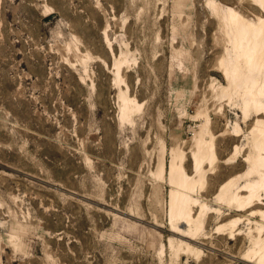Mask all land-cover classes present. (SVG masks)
<instances>
[{"label": "rangeland", "instance_id": "rangeland-1", "mask_svg": "<svg viewBox=\"0 0 264 264\" xmlns=\"http://www.w3.org/2000/svg\"><path fill=\"white\" fill-rule=\"evenodd\" d=\"M262 4L0 0V264H248L260 218L214 196L248 168L255 122L220 63L227 8L256 22ZM205 132L217 157L188 240L170 230L168 170L175 149L196 175ZM239 217L236 238L217 229Z\"/></svg>", "mask_w": 264, "mask_h": 264}, {"label": "bare ground", "instance_id": "bare-ground-1", "mask_svg": "<svg viewBox=\"0 0 264 264\" xmlns=\"http://www.w3.org/2000/svg\"><path fill=\"white\" fill-rule=\"evenodd\" d=\"M256 1L264 3L263 0ZM226 14L224 27L230 45L220 63L228 82L224 91L231 96L242 89L245 118H251L253 114L255 122L251 129L254 153L245 158L248 168L221 184L214 198L236 211L248 212V220L260 218L254 220L257 235L252 232L248 234L252 239V247L241 255L240 260L248 264H264V210L259 208L264 194V19L259 17L254 22L232 8H227ZM117 65V71H120V65ZM123 100L126 112L128 105L138 106L135 97H124ZM203 134L207 133H202L203 137L198 135L192 151L195 176L198 179L186 172L183 166L184 153L175 149L168 170L169 182L173 186L169 196L170 230L188 240H194L205 226L207 205L195 195L204 187L205 165L213 163L217 157L214 136L210 135L211 138L209 136L210 139L206 140ZM254 176H257V181ZM241 180L244 182L240 184ZM195 207L200 209L197 216L193 214ZM242 220L243 217H239L217 229L232 239L236 238L238 223ZM182 225L185 227L182 228ZM185 248L189 253L197 251L190 243H186Z\"/></svg>", "mask_w": 264, "mask_h": 264}]
</instances>
